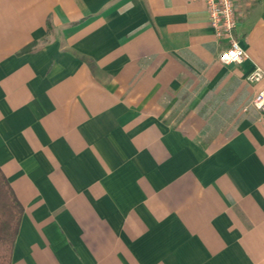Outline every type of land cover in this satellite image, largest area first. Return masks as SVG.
<instances>
[{
	"label": "crops",
	"instance_id": "0c3cea01",
	"mask_svg": "<svg viewBox=\"0 0 264 264\" xmlns=\"http://www.w3.org/2000/svg\"><path fill=\"white\" fill-rule=\"evenodd\" d=\"M234 10L221 64L201 0H0L11 264H264V0Z\"/></svg>",
	"mask_w": 264,
	"mask_h": 264
},
{
	"label": "built area",
	"instance_id": "2783aa9c",
	"mask_svg": "<svg viewBox=\"0 0 264 264\" xmlns=\"http://www.w3.org/2000/svg\"><path fill=\"white\" fill-rule=\"evenodd\" d=\"M205 4L209 24L213 30L216 41H225L226 45L218 54V61L221 64L241 63L248 55L240 46L234 35L236 29V17L234 0H201ZM249 83L259 82L264 79V71L260 67H254L246 75ZM250 105L264 115V88L259 90L251 99Z\"/></svg>",
	"mask_w": 264,
	"mask_h": 264
},
{
	"label": "trees",
	"instance_id": "16d2710c",
	"mask_svg": "<svg viewBox=\"0 0 264 264\" xmlns=\"http://www.w3.org/2000/svg\"><path fill=\"white\" fill-rule=\"evenodd\" d=\"M33 43L21 52L32 49ZM23 208L0 170V264H11V251Z\"/></svg>",
	"mask_w": 264,
	"mask_h": 264
},
{
	"label": "rangeland",
	"instance_id": "374dc122",
	"mask_svg": "<svg viewBox=\"0 0 264 264\" xmlns=\"http://www.w3.org/2000/svg\"><path fill=\"white\" fill-rule=\"evenodd\" d=\"M215 116H216L215 114H208V120L206 121L207 126L202 131V135H205L203 139L207 138L209 134H211L212 132L216 130V128H214V125L217 123V121H215L214 119Z\"/></svg>",
	"mask_w": 264,
	"mask_h": 264
}]
</instances>
